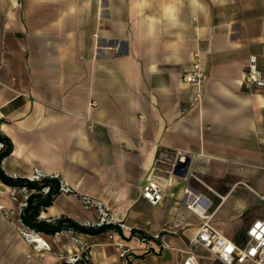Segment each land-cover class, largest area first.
Wrapping results in <instances>:
<instances>
[{"label": "crops", "instance_id": "obj_1", "mask_svg": "<svg viewBox=\"0 0 264 264\" xmlns=\"http://www.w3.org/2000/svg\"><path fill=\"white\" fill-rule=\"evenodd\" d=\"M203 97L182 79L193 53ZM264 73V0H0V134L12 144L5 175L55 177L59 193L40 220L97 221L99 200L134 234H160L150 251L121 230L40 233L34 250L16 220L24 193L0 181V264H68L79 245L88 264H181L203 220L201 196L225 237L245 239L264 216V88L243 85L251 57ZM186 152L185 176L174 174ZM191 174L194 176H191ZM153 181L163 198L142 196ZM201 264H220L197 249Z\"/></svg>", "mask_w": 264, "mask_h": 264}, {"label": "built area", "instance_id": "obj_2", "mask_svg": "<svg viewBox=\"0 0 264 264\" xmlns=\"http://www.w3.org/2000/svg\"><path fill=\"white\" fill-rule=\"evenodd\" d=\"M183 81L193 89L192 102L200 103L203 97V88L205 82V73L201 67L199 53H193L192 63L182 75ZM243 85L247 88L258 87L264 88V73L258 68L256 57H251L242 75ZM3 144L0 143V150ZM186 152L176 151L174 155V165L179 161H185ZM191 176H193L191 174ZM194 177V176H193ZM42 177L36 174L32 177L31 181H40ZM24 193L23 202L19 204L18 219L16 220L17 227L21 234L31 241L34 250H49V244L43 239L39 232L25 226L20 218L22 209L26 206V199L28 191L22 188ZM44 193L48 192V188H43ZM142 196L151 205H158L163 198V188L153 181H148L142 189ZM201 196H196L192 202L187 206L190 210L196 213L202 220V224L198 231L188 240L185 257L181 264H201L198 256L197 249L206 251L214 260L220 264H264V216L255 219L245 231V239L242 243H236L233 240L225 237L218 231L211 223L209 216L205 215L203 203L200 202ZM82 205L85 209H94L97 213V221L93 223V227L102 225H110L114 227L115 231L109 233V238L113 239L114 235L119 232L116 228L127 230L131 232L130 239L137 244L141 245L145 251H150L154 247H169V244L164 241V237L160 234L151 236H143L134 234L132 229L125 227L117 220V218L109 213L99 200L82 197ZM79 245L74 249L73 255L67 259L68 264H88L90 260V252L87 251L84 243L76 240ZM119 256L121 257L122 264H125L126 255L132 250L130 248L124 249L121 245ZM24 264H33L32 256L27 257Z\"/></svg>", "mask_w": 264, "mask_h": 264}, {"label": "trees", "instance_id": "obj_3", "mask_svg": "<svg viewBox=\"0 0 264 264\" xmlns=\"http://www.w3.org/2000/svg\"><path fill=\"white\" fill-rule=\"evenodd\" d=\"M0 143L3 144V148L0 150V181L8 186L19 189L25 188L28 191L26 206L22 209L20 215L25 226L47 235H53L63 230L82 234H98L114 228L110 225L99 227L84 226L67 217H59L53 221L40 220L39 214L41 210L50 206L55 196L59 193V179L55 177H43L40 181H31L24 178L8 177L1 168V162L10 154L12 144L1 134ZM43 188H48V192L44 193L42 191ZM116 230L121 234L120 229L116 228ZM132 232L134 233V231Z\"/></svg>", "mask_w": 264, "mask_h": 264}, {"label": "water", "instance_id": "obj_4", "mask_svg": "<svg viewBox=\"0 0 264 264\" xmlns=\"http://www.w3.org/2000/svg\"><path fill=\"white\" fill-rule=\"evenodd\" d=\"M188 160L179 161L174 165V174L179 176H185L187 172Z\"/></svg>", "mask_w": 264, "mask_h": 264}]
</instances>
